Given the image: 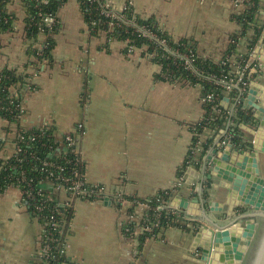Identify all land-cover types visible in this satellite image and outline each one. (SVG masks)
Here are the masks:
<instances>
[{"label":"crops","instance_id":"crops-1","mask_svg":"<svg viewBox=\"0 0 264 264\" xmlns=\"http://www.w3.org/2000/svg\"><path fill=\"white\" fill-rule=\"evenodd\" d=\"M248 1L113 0V4L119 9L130 6L143 19L155 18L163 32L175 41L194 43L199 57L214 63L224 59L232 37L239 36L234 54L238 76L239 61L254 34L250 29L242 37L236 21ZM259 5L256 21L260 23L264 0ZM7 11L17 19L12 32L0 31V71L30 72L25 8L20 0H13ZM57 17L62 26L55 36L52 61L32 73L29 81L35 89L24 94L20 126L49 125L63 135L83 124L77 143L86 163V179L103 185L112 196L74 202L63 264H188L194 241L191 231L168 228L158 238L147 239L138 255L137 238L127 234L126 227L131 222L137 226L150 211L133 199L177 189L175 193L192 200L200 190L203 161L192 175L195 183L184 177L181 182L178 171L193 143L194 126L204 118L202 87L161 80V68L150 57L139 51L127 55L122 42L90 34L79 0H67ZM44 39L40 36V43ZM233 102L231 97L230 106ZM228 126L229 120L224 128ZM213 132L207 130L202 139ZM15 137V127L0 116V157L14 154ZM212 143L213 139L209 148ZM43 188L53 185L46 182ZM54 194L60 202L66 201L65 192L54 190ZM42 231L39 219L22 205L19 189L12 187L0 195V264L39 263Z\"/></svg>","mask_w":264,"mask_h":264},{"label":"trees","instance_id":"trees-1","mask_svg":"<svg viewBox=\"0 0 264 264\" xmlns=\"http://www.w3.org/2000/svg\"><path fill=\"white\" fill-rule=\"evenodd\" d=\"M12 1L0 0L1 32L14 30L17 18L7 11V5ZM20 2L25 8L24 39L30 56L27 68L32 70L29 72L8 68L0 71V116L7 120L10 126H14L16 131L14 154L8 158L0 157V195L12 187L19 189L22 205L42 223L41 250L46 246L50 250L48 252L49 258L39 255L40 262L37 264H63L66 262L65 243L69 232V222L74 215V207L68 206L67 203L61 204L57 195L54 194L53 188L46 190L43 188V183L49 180L55 185L68 188L72 183L79 180L75 176L77 170L85 176L86 163L84 165L76 164L74 154L70 153L69 150L65 151L67 153L63 152V148L67 147L65 142L67 133L58 135L55 128L49 125L23 128L20 126V119L23 114L21 108L24 94L35 89V86L29 81L32 78V73H39L43 64L52 61V51L56 45L55 36L60 32L62 26L57 13L67 0H20ZM79 2L90 34L93 36L103 35L107 41L108 38H111L112 41L122 42L125 45L127 55H131L127 53V45H133L135 52L139 51L146 56L155 54L151 60L160 66L161 71L158 78L161 80L183 85L201 86L204 94L213 93L218 101L225 96L224 89L216 85L214 80L235 76L234 69L239 63L234 59V54L239 36L232 37L224 59L220 63H214L200 58L194 43L187 40L175 41L169 34L163 32L155 18L143 19L136 15L132 8L125 11L124 14L127 17H136V23L139 27L151 28L157 36L166 39L169 49L182 54L193 55V69L190 70L185 68V60L165 51L157 41L145 37L142 32L135 31L133 27L123 25V27H114L109 32V25L115 20L101 14L103 0H95L94 2L79 0ZM244 7L243 13L236 15V21L241 26L242 37L246 36L248 30L254 31L249 40V48H253L262 31V26L256 21L260 8L259 0H249ZM47 16L55 18L54 25L48 26L44 22V18ZM92 22H97V25H91ZM40 36L45 37L41 43ZM227 56H231L228 61ZM225 61L227 63L223 65ZM241 66L243 67L244 64L241 63ZM14 89L18 90V96L14 95ZM213 104L204 103V118L194 126L195 135L192 148L206 132L204 126L210 131L219 130L224 128L229 120V114L226 110L222 108L221 113L216 114L212 109ZM211 141L212 139L209 137L203 142L201 155L209 148ZM194 158L190 149L183 166L178 171L179 179L183 178L189 164L197 168L200 167L201 159L196 161ZM66 179L69 180L68 183ZM85 187L89 186L85 185ZM27 192L31 193V197H28ZM174 194L175 189H170L159 192L154 197L145 200L133 199V202H149L154 208L161 202L170 203ZM144 220V224L149 226V229L141 231L137 238L138 255L142 252L147 239L158 238L168 228L178 227L185 231H191L186 223H183L184 220L171 210L158 213L151 209ZM134 226V222L127 224L126 233L130 234Z\"/></svg>","mask_w":264,"mask_h":264},{"label":"water","instance_id":"water-1","mask_svg":"<svg viewBox=\"0 0 264 264\" xmlns=\"http://www.w3.org/2000/svg\"><path fill=\"white\" fill-rule=\"evenodd\" d=\"M255 45L252 56L262 64L252 62L235 87V103L230 106V97L221 102L231 111L229 126L206 152L200 190L192 200L175 193L170 203L181 210L184 220L207 223L195 234L193 264H264V26ZM228 132L230 138L225 137ZM196 169H186L184 179L195 183ZM214 182L222 191L217 199L210 197Z\"/></svg>","mask_w":264,"mask_h":264},{"label":"built area","instance_id":"built-area-1","mask_svg":"<svg viewBox=\"0 0 264 264\" xmlns=\"http://www.w3.org/2000/svg\"><path fill=\"white\" fill-rule=\"evenodd\" d=\"M83 1V0H82ZM90 2H94L95 0H87ZM241 1V0H238ZM130 6H124V8L119 9L116 8L113 4V0H103V4H102V10H101V14L110 17L112 19L115 20V22L110 23L109 25V29L111 32L114 27H123V25H126L128 27H133L135 28V31L138 32H142L143 35L145 37H149L151 39H154L155 41H157V43L159 44V46L163 47L165 51L169 52L170 54L175 55L176 57H179L180 59L185 60L184 65L186 69H193L192 67V63L194 61L193 55L190 54H182L178 51H173L171 49H169L168 47V43L166 41V39L161 38L159 36H157L151 28H147L144 26L139 27L138 24L136 23V17L132 16V17H127L124 13L127 10H130ZM44 22L48 25V26H52L55 24V18L51 17V16H47L44 18ZM91 25H97V22H92ZM112 39L108 38V42H111ZM127 53L128 54H133L135 52V48L133 45H127ZM155 56V54H150L148 55V57H150L151 59H153V57ZM231 57H227V61L230 60ZM227 61L223 62V65H225L227 63ZM248 66L247 64H245L242 67L243 72H245L246 70H248ZM238 76H232L231 78H222V79H215V84L222 87V89H224V93L225 96L223 97V99H221L220 101H218V98L216 97L215 94L213 93H207L204 94L203 97V102L206 103H214L212 105V109L213 111L217 114L221 113V109L223 108L224 110H226V112L228 114H230V112L228 111V109H226L225 107L222 106L221 102L224 101L225 97H233L234 93H235V87L242 82L243 80V73L241 71H237ZM236 74V73H235ZM14 95L18 96V90L14 89L13 90ZM229 95V96H227ZM231 95V96H230ZM218 101V102H217ZM22 112L24 114V109L22 106ZM22 114V115H23ZM21 115V117H22ZM213 120V119H211ZM205 131H207V127H203ZM224 128H221L219 130H217V132L214 134V132L216 130H214L213 134L210 135V138L214 139L221 130H223ZM84 130V125L83 124H79L75 131H73V133H67L66 134V138H65V142L67 147L63 148V152L69 150L70 153L74 154L76 156V164L79 165H84V160L83 157L81 155V149L78 146L77 143V139L78 137L83 133ZM204 140L200 138V140L198 141V143L191 149V152L193 154V156L195 157L194 159L196 160V154L200 155V152L202 151V144H203ZM67 153V152H65ZM191 164H189L190 166ZM75 176L79 178L78 181L72 183L70 186H68V188H65L64 186L60 185H55L52 181L47 180L46 182L51 183L53 185V188L55 191H63L66 193L67 198L65 202H60L62 203H67L68 206L74 207V202L76 200H84V199H89L91 201H99V200H104L108 197H112L109 193H107V191L105 190L104 186L102 185H93L91 183H89L86 179V175L84 176V174L82 175V173H80L78 170L75 172ZM85 178V180H84ZM180 181L182 182V180L180 179ZM179 181V182H180ZM44 182V183H46ZM66 182L68 183L69 180L66 179ZM43 183V185H44ZM85 185L89 186V187H85ZM28 197H31V193L27 192ZM116 199L121 200L120 195H115ZM171 203V202H170ZM170 203H165V202H161L158 206L156 207H151L149 202H145V203H139V204H144L148 207L149 210L153 209L154 211H157L158 213L164 210H171L174 214H177L178 217H180L181 219H183L185 216L182 215V212L180 209L172 207L170 205ZM40 209H42V207H40ZM145 219V218H144ZM141 220L140 222H138V225L134 226V229H132V232L130 231V234L135 236V238H138L141 231H147L149 229V226H146L145 220ZM184 220V219H183ZM190 220V219H189ZM187 221V220H184ZM127 231H129V229H127ZM50 248L48 246L43 247V249L41 250L40 255L46 258H49V252Z\"/></svg>","mask_w":264,"mask_h":264},{"label":"rangeland","instance_id":"rangeland-1","mask_svg":"<svg viewBox=\"0 0 264 264\" xmlns=\"http://www.w3.org/2000/svg\"><path fill=\"white\" fill-rule=\"evenodd\" d=\"M260 25L263 27L264 26V20H261V22H260ZM256 46V45H255ZM255 46H253V48L255 47ZM249 48V47H248ZM253 48H249L248 49V52H247V54L242 58V59H240V63H242V64H247V65H249L248 66V70H246L245 72H243V70H241V72L243 73L242 75H243V77H246V74H248V71L252 68V62H253V65H259V64H262L260 61H258L257 60V58L255 59L253 56H252V53H253ZM227 57H231V56H227ZM226 57V58H227ZM234 59H236V58H234ZM238 62V61H237ZM44 65V64H43ZM262 70H264V68L262 69ZM258 78V77H257ZM244 79V78H243ZM263 82V84H264V78H262L261 79ZM233 100H234V97H233ZM236 102V99H235V101L233 102V103H235ZM236 113V112H235ZM234 118H236L238 121H239V118H238V116H236V115H234ZM239 123L240 122H237V123H235L234 125L236 126V127H239L238 125H239ZM217 131V130H216ZM216 131L214 132V133H216ZM226 136L225 137H229L230 138V136H231V133L229 134V132L227 133V134H225ZM244 137H245V135H244ZM192 146H193V143H192V145H191V147H190V149H192ZM81 155H82V149H81ZM201 156V152H200V155H197L196 154V158L197 159H199V157ZM82 157H83V155H82ZM201 161H204V159H201ZM193 166L194 165H188L187 166V169L188 168H193ZM261 172H262V174L264 175V158L262 159V162H261ZM184 177V176H183ZM182 181H183V178L181 179ZM216 182H214L213 183V186H214V188L212 187L211 188V190H210V197L211 198H215V199H217V198H219V197H221V195H222V191L220 190V185H219V190H216L215 189V186H216ZM93 185H100V184H93ZM103 186V185H102ZM105 188V187H104ZM204 188H206V185L204 184ZM203 188V189H204ZM208 189V188H207ZM105 190H106V188H105ZM175 191H177V189H175ZM178 192V191H177ZM205 193V191L204 192H202V195ZM196 196V195H195ZM192 220V219H191ZM183 223H186V225H187V227L188 228H190L191 229V237L193 238V240H194V237H195V234H196V232L198 231V229L202 226V225H207V223L206 222H203L202 221V223H201V221L199 220V219H194L193 218V222L192 221H183ZM190 232V231H189ZM191 250V249H190ZM194 255L191 253L190 254V261H191V258L193 257ZM188 262V264H193V262L191 261V262Z\"/></svg>","mask_w":264,"mask_h":264}]
</instances>
